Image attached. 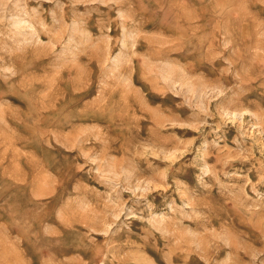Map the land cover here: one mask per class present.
I'll list each match as a JSON object with an SVG mask.
<instances>
[{"label":"rangeland","instance_id":"1","mask_svg":"<svg viewBox=\"0 0 264 264\" xmlns=\"http://www.w3.org/2000/svg\"><path fill=\"white\" fill-rule=\"evenodd\" d=\"M0 264H264V0H0Z\"/></svg>","mask_w":264,"mask_h":264}]
</instances>
